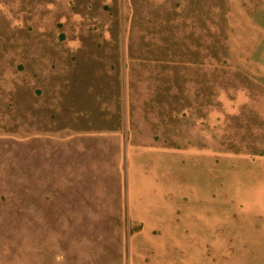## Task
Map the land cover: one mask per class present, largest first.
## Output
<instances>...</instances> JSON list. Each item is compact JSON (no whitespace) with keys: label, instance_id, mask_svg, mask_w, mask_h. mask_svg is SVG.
I'll return each instance as SVG.
<instances>
[{"label":"rangeland","instance_id":"rangeland-1","mask_svg":"<svg viewBox=\"0 0 264 264\" xmlns=\"http://www.w3.org/2000/svg\"><path fill=\"white\" fill-rule=\"evenodd\" d=\"M0 264H264V0H0Z\"/></svg>","mask_w":264,"mask_h":264}]
</instances>
